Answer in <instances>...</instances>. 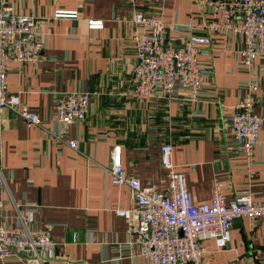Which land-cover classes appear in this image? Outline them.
Returning a JSON list of instances; mask_svg holds the SVG:
<instances>
[{"label": "crops", "instance_id": "1", "mask_svg": "<svg viewBox=\"0 0 264 264\" xmlns=\"http://www.w3.org/2000/svg\"><path fill=\"white\" fill-rule=\"evenodd\" d=\"M11 1L19 13L45 21L38 28L40 57L7 66L8 90L19 93L41 123L28 125L13 109H0V222H14L36 203L30 224L48 227L55 244L42 261L19 252L0 257V264H146L139 235L128 234L126 220L115 211L131 206L129 188L111 184L104 170L114 144L128 173L163 188L160 145L169 142L196 203L209 200L215 180L227 198L247 190L264 198V135L248 165L229 132L228 117L251 75L259 80L255 109L264 113V58L250 71L242 69L240 35L223 40L214 34L203 46L201 64L214 71L197 101L180 92L164 99L133 95V10L159 13L186 30L202 19L198 0ZM60 8H77L78 16L55 17ZM89 18L101 19L102 27L90 28ZM75 90L88 92L89 105L86 117L68 126L67 136L79 139L72 148L44 130L52 126L56 95ZM203 243L205 264H264L260 219L251 227L248 218L235 217L224 247L211 238Z\"/></svg>", "mask_w": 264, "mask_h": 264}, {"label": "built area", "instance_id": "2", "mask_svg": "<svg viewBox=\"0 0 264 264\" xmlns=\"http://www.w3.org/2000/svg\"><path fill=\"white\" fill-rule=\"evenodd\" d=\"M202 19L186 30L164 19L159 13L134 9L131 20L134 28L131 40L136 61L133 66V95L142 99H164L175 92L197 101L205 77L212 67L201 64L203 46L211 44L212 35L223 40L231 34L241 36L237 49L239 65L250 71L257 58H264V0H198ZM79 10L57 9L55 17H77ZM45 21L16 11L11 0H0V109L16 111L28 125L40 124L38 113L21 100L19 93L7 88V66L10 61H36L44 48L38 28ZM90 28H100L101 19L89 18ZM178 32L177 40L172 37ZM244 94L234 105L228 117L229 132L237 142L247 164L253 163V154L260 133L264 135V113L256 111L257 76L243 82ZM89 105L87 91H67L56 95L55 117L44 134L72 148L79 139L68 137L67 129L76 120L86 117ZM264 138V136H263ZM160 163L165 169V187L143 182L130 174L121 161V147H111L110 159L104 170L109 182L126 184L132 201L129 207L116 208L126 220L128 234L140 237V254L146 264H205L204 240L211 238L221 248L230 241L233 219L248 218L253 227L260 219L264 223V198L257 199L252 191L227 198L220 182L214 181L209 200L196 203L186 184L185 172L178 170L172 158V145H160ZM36 203L28 206L26 214L18 213L14 222H0V257L17 256L19 252L39 261L50 256L54 240L50 229L30 224Z\"/></svg>", "mask_w": 264, "mask_h": 264}, {"label": "water", "instance_id": "3", "mask_svg": "<svg viewBox=\"0 0 264 264\" xmlns=\"http://www.w3.org/2000/svg\"><path fill=\"white\" fill-rule=\"evenodd\" d=\"M21 254L26 255V252L22 251Z\"/></svg>", "mask_w": 264, "mask_h": 264}]
</instances>
